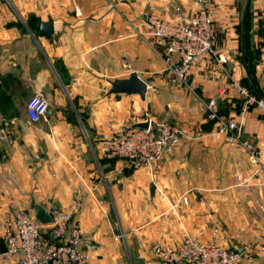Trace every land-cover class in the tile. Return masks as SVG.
<instances>
[{"label": "crops", "instance_id": "1", "mask_svg": "<svg viewBox=\"0 0 264 264\" xmlns=\"http://www.w3.org/2000/svg\"><path fill=\"white\" fill-rule=\"evenodd\" d=\"M9 1L0 2V120L18 122L11 131L16 145L0 143V243L6 247L7 215L30 210L33 197L52 212L72 211L89 264H157L154 245L179 246L188 235L237 250L239 264H264V120L257 109L242 113L232 85L264 97L257 69L264 0H213L217 56L203 57L193 71L199 98L166 72L165 47L144 35L143 18L153 5L180 22L196 12L194 0ZM49 20L57 26L51 40L40 35V23ZM133 75L148 84L144 100L110 94L113 81ZM35 94L50 108L30 123L27 104ZM211 101L219 119L237 122L233 134L259 148L261 164L218 132L204 108ZM146 114L201 138H184L152 169L104 159L103 136L127 132ZM219 226L223 233L214 236ZM20 260L0 251V264Z\"/></svg>", "mask_w": 264, "mask_h": 264}, {"label": "built area", "instance_id": "2", "mask_svg": "<svg viewBox=\"0 0 264 264\" xmlns=\"http://www.w3.org/2000/svg\"><path fill=\"white\" fill-rule=\"evenodd\" d=\"M197 7L191 18L183 17L173 22L160 15L154 6L143 13L144 35L156 38L164 45L163 61L166 72L174 82L186 85L191 93L199 98L196 88L190 82L194 69L207 55L217 56L212 40L214 26L213 0H194ZM172 7H178L173 5ZM264 22V8L260 13ZM264 53V46L262 47ZM221 63L227 59L219 58ZM264 79V58L257 66ZM240 95L242 113L257 109L264 120V97H257L248 88L234 81L232 84ZM228 89L221 87L220 95ZM215 102L204 105L211 120L219 123L220 134H228V142L248 153L253 164H261L259 148L247 139L233 134L238 129L235 120L224 122L218 118ZM50 105L41 94H35L27 104L30 123H37L48 114ZM147 129L131 128L127 132L104 135L100 141V151L104 159L120 160L125 166L135 170L154 168L167 157L174 155L184 138L198 140L201 135L187 127L156 124L146 114ZM17 119L0 120V143L13 147L16 140L11 131ZM260 172V170L258 171ZM189 205L187 197L182 198ZM52 225L44 226L37 221L28 209H13L5 218V243L8 255H19L20 264H89L90 254L84 250L83 231L72 225V211L54 212ZM223 227H216L214 236L223 233ZM264 252V248L262 249ZM153 259L157 264H239L241 255L237 250L228 249L216 242H206L188 235L181 245L156 244L152 247Z\"/></svg>", "mask_w": 264, "mask_h": 264}, {"label": "water", "instance_id": "3", "mask_svg": "<svg viewBox=\"0 0 264 264\" xmlns=\"http://www.w3.org/2000/svg\"><path fill=\"white\" fill-rule=\"evenodd\" d=\"M56 25L53 20L48 22L40 23V35L48 40L53 39ZM148 90V84L142 80L139 76L133 75L128 79H118L112 82V88L110 89V94H129L138 95L143 100L146 97ZM149 127L148 122L138 123L133 128H144ZM29 209L32 212L34 218L39 221L42 225L48 226L54 223L55 215L52 211L48 210L44 203L37 202L33 197L31 198ZM0 251L3 254L7 253V248L4 243H0Z\"/></svg>", "mask_w": 264, "mask_h": 264}, {"label": "rangeland", "instance_id": "4", "mask_svg": "<svg viewBox=\"0 0 264 264\" xmlns=\"http://www.w3.org/2000/svg\"><path fill=\"white\" fill-rule=\"evenodd\" d=\"M0 2H1L2 5H4V4H8V5H10V6L12 5L11 1H9V0H0ZM150 6L152 7L153 5H149L147 8H149ZM177 6H178V5H177ZM259 6L264 7V4H261V3H260ZM154 7H155V6H154ZM147 8H146V9H147ZM49 105H50V104H49ZM168 125H169V124H168ZM223 229H224V228H223Z\"/></svg>", "mask_w": 264, "mask_h": 264}, {"label": "trees", "instance_id": "5", "mask_svg": "<svg viewBox=\"0 0 264 264\" xmlns=\"http://www.w3.org/2000/svg\"><path fill=\"white\" fill-rule=\"evenodd\" d=\"M239 105H240V107H241V103L239 102Z\"/></svg>", "mask_w": 264, "mask_h": 264}]
</instances>
